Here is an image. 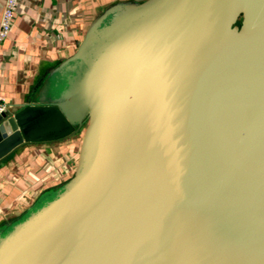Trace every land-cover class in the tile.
<instances>
[{
  "label": "water",
  "instance_id": "95a60500",
  "mask_svg": "<svg viewBox=\"0 0 264 264\" xmlns=\"http://www.w3.org/2000/svg\"><path fill=\"white\" fill-rule=\"evenodd\" d=\"M81 136L0 224V264H264V0H123L16 109L0 164Z\"/></svg>",
  "mask_w": 264,
  "mask_h": 264
},
{
  "label": "crops",
  "instance_id": "0c3cea01",
  "mask_svg": "<svg viewBox=\"0 0 264 264\" xmlns=\"http://www.w3.org/2000/svg\"><path fill=\"white\" fill-rule=\"evenodd\" d=\"M6 0H0V20ZM123 0H20L8 38L0 43V98L24 103L41 75L72 55L88 25ZM81 139L26 144L0 164V224L33 203L45 188L75 171Z\"/></svg>",
  "mask_w": 264,
  "mask_h": 264
},
{
  "label": "built area",
  "instance_id": "2783aa9c",
  "mask_svg": "<svg viewBox=\"0 0 264 264\" xmlns=\"http://www.w3.org/2000/svg\"><path fill=\"white\" fill-rule=\"evenodd\" d=\"M20 0H6L0 20V43L4 42L12 29L14 17ZM6 103L0 98V111L6 109Z\"/></svg>",
  "mask_w": 264,
  "mask_h": 264
},
{
  "label": "rangeland",
  "instance_id": "374dc122",
  "mask_svg": "<svg viewBox=\"0 0 264 264\" xmlns=\"http://www.w3.org/2000/svg\"><path fill=\"white\" fill-rule=\"evenodd\" d=\"M77 137H78V140L81 139V136L80 135H78Z\"/></svg>",
  "mask_w": 264,
  "mask_h": 264
}]
</instances>
